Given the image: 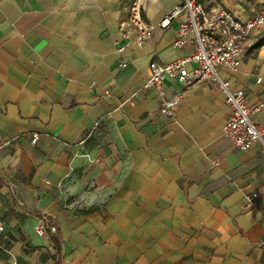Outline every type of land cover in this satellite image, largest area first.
I'll use <instances>...</instances> for the list:
<instances>
[{
  "label": "crops",
  "instance_id": "1",
  "mask_svg": "<svg viewBox=\"0 0 264 264\" xmlns=\"http://www.w3.org/2000/svg\"><path fill=\"white\" fill-rule=\"evenodd\" d=\"M133 1L0 0V237L13 264H264V150L225 135L231 108L213 80L164 78L166 97L182 96L174 117L161 114L139 70L185 58L194 42L174 45L175 19L131 43L123 66L115 42ZM198 1L241 20L264 8ZM143 2L156 24L176 0ZM219 73L264 125V27L240 68Z\"/></svg>",
  "mask_w": 264,
  "mask_h": 264
},
{
  "label": "built area",
  "instance_id": "2",
  "mask_svg": "<svg viewBox=\"0 0 264 264\" xmlns=\"http://www.w3.org/2000/svg\"><path fill=\"white\" fill-rule=\"evenodd\" d=\"M175 19H180L181 27L174 45H181L183 38L191 34L194 50L185 58L170 63L151 62L148 74L139 70L146 78L144 89L155 90L163 99L161 114L174 117L182 92L167 98L163 88L164 78L181 82L185 88L200 81L213 80L226 93L227 103L231 108V116L224 128L225 135L239 149L259 143L264 150V125L253 119L254 110L249 106L244 90L230 89L229 82L219 73L220 69L236 72L240 68L252 34L264 27V8L252 17L241 20L225 9L209 11L198 0H176L173 8L154 24L144 16L143 0H134L129 7V30L121 31L124 43L115 42L122 59L121 64L125 66L134 63L127 53L131 43L139 46L149 43L157 29L168 28ZM188 63L195 67L188 69ZM258 80L261 81L260 78ZM38 138L37 134L34 135L32 143L35 144ZM84 143L85 140L81 142ZM257 199V193L246 195L245 208L256 207ZM1 226L0 221V233ZM35 230L39 235H45L47 231L43 224H39ZM50 231L57 232V227L50 226Z\"/></svg>",
  "mask_w": 264,
  "mask_h": 264
},
{
  "label": "rangeland",
  "instance_id": "3",
  "mask_svg": "<svg viewBox=\"0 0 264 264\" xmlns=\"http://www.w3.org/2000/svg\"><path fill=\"white\" fill-rule=\"evenodd\" d=\"M0 264H13L11 247L0 237Z\"/></svg>",
  "mask_w": 264,
  "mask_h": 264
}]
</instances>
